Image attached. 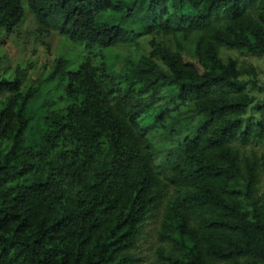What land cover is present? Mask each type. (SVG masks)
I'll list each match as a JSON object with an SVG mask.
<instances>
[{
    "label": "trees",
    "instance_id": "16d2710c",
    "mask_svg": "<svg viewBox=\"0 0 264 264\" xmlns=\"http://www.w3.org/2000/svg\"><path fill=\"white\" fill-rule=\"evenodd\" d=\"M27 14L84 55L35 85L0 73V264H133L164 202L159 264H264V152L241 151L264 143V95L246 116L254 71L219 57H264V0H0V34Z\"/></svg>",
    "mask_w": 264,
    "mask_h": 264
},
{
    "label": "rangeland",
    "instance_id": "374dc122",
    "mask_svg": "<svg viewBox=\"0 0 264 264\" xmlns=\"http://www.w3.org/2000/svg\"><path fill=\"white\" fill-rule=\"evenodd\" d=\"M73 45L58 35L50 33L49 35H38L33 19L27 14L23 25L15 29L11 34H0V73L2 75H15L17 70L23 71L22 80L24 84H33L42 81L44 77L53 73L55 66L63 60L62 64L69 71L75 70L80 63L81 56L84 53L80 46ZM148 46L145 41L132 43V46L121 47L124 53L137 52L146 53ZM184 63L193 65L199 69L194 58L180 54ZM219 57L223 62L233 59L237 62V66L241 70H253L254 74L245 75L243 80L246 81L245 88L252 96V103L246 116H257V109L263 103L264 95V57L241 55L234 50L220 49ZM80 58V59H79ZM123 65L120 60L117 68ZM200 70V69H199ZM160 116V112H153L145 118L139 120V125L142 129H146L153 125ZM200 118H196V123ZM176 127V126H175ZM171 127H167L170 131ZM185 135L181 136L183 139ZM158 139L156 144V152L154 158V166L157 169L162 167L164 155L168 149L173 147L175 139H172L165 132ZM245 154L255 152L261 154L264 152V143H252L241 148ZM159 178L162 182L163 190L166 196L169 197L172 193V173L169 171L159 172ZM165 202L154 212L145 222L138 244L133 250L135 262L133 264H159L157 260V250L164 246V243L158 238L159 226Z\"/></svg>",
    "mask_w": 264,
    "mask_h": 264
}]
</instances>
